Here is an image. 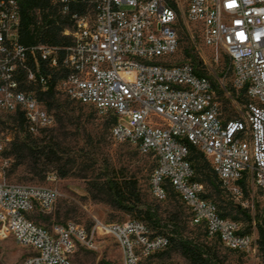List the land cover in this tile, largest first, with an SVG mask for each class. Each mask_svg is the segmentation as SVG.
I'll use <instances>...</instances> for the list:
<instances>
[{
    "label": "built area",
    "instance_id": "built-area-1",
    "mask_svg": "<svg viewBox=\"0 0 264 264\" xmlns=\"http://www.w3.org/2000/svg\"><path fill=\"white\" fill-rule=\"evenodd\" d=\"M71 26L67 46L20 41L22 15L17 0H0V110L21 113L29 133L52 129L57 121L41 95L52 73L71 101L114 118L111 137L152 156L154 198L164 201L172 188L189 209L191 223L229 250L258 256L259 236L238 221L221 217L195 179L190 147L212 163L221 185L240 198L239 183L253 198H264V0H54ZM189 23L198 26L195 35ZM197 49V36L212 57L201 66L167 63L181 46V30ZM229 60L232 79L215 85L206 71ZM203 57V56H202ZM44 68V71H43ZM243 93V94H242ZM245 97V100L243 99ZM261 102V109H254ZM228 105L237 110L228 112ZM10 137L0 134V240L12 237L28 249L23 264H72L80 249H93L98 235L111 236L123 264H171L154 256L170 245L167 234H153L143 221H97L90 229L73 222L50 229L31 219L47 214L59 197L53 187L9 183L4 172ZM259 165V190L248 186Z\"/></svg>",
    "mask_w": 264,
    "mask_h": 264
},
{
    "label": "rangeland",
    "instance_id": "rangeland-1",
    "mask_svg": "<svg viewBox=\"0 0 264 264\" xmlns=\"http://www.w3.org/2000/svg\"><path fill=\"white\" fill-rule=\"evenodd\" d=\"M189 27L195 35L198 34L197 25L189 23ZM181 31L184 36L187 35L185 29ZM196 42L197 49L191 51L189 56L183 52L187 44L181 43L178 52L167 63L190 61L201 66L200 61H203V58L211 59L212 52L202 45L198 36ZM229 65L227 56L223 54L219 64L213 63L206 74L215 85L225 74V82L230 85L232 74ZM57 87L60 88L59 84ZM243 99L245 100V97ZM55 100L60 107L52 110L57 121L52 130L58 136L53 143L59 145L61 153L57 158L61 159H54L52 155L45 154L27 155L20 161L22 164L15 166L16 160L11 158V164L4 172V178L9 183L58 189L59 197L51 211L44 214L42 219H38L39 213H32L31 219H38L36 222L47 229L54 224L68 222L90 229L97 221L122 223L132 219L143 221L152 229L148 221L139 218L135 213L128 214L101 201L105 198L107 181L134 178L141 193L142 208H151L156 218L160 220V225L166 226L162 232L171 234L174 229V221L171 219L177 217L176 221L184 238L204 244L217 253V260H213L211 264H264L263 249H260L258 256L242 254L230 251L217 239L208 238L204 228L191 223L189 209L172 191L166 200H156L150 189V177L155 166L154 158L141 154L129 143L115 141L110 134V117L100 115L93 107L71 101L65 94H56ZM226 108L232 114L237 110L228 104ZM0 134L19 140L24 138V133L14 123L11 114L1 110ZM37 135L39 134L35 136ZM64 165L69 171L61 178V168ZM203 184L205 194H208V198L218 208L232 200L234 204L247 210L253 222L250 223L242 214H237L241 230L259 236V225L264 230V198L259 193L254 198L248 192L247 195L236 198L227 189H221L220 195H217L211 185L207 182ZM226 208V211H229V207ZM232 214L235 215V211ZM28 254V249L17 244L12 237L0 240V264H23ZM154 259L162 263L190 264L179 252H172L169 258ZM72 264H123L122 251L114 238L98 235L96 246L91 250L80 248L75 253Z\"/></svg>",
    "mask_w": 264,
    "mask_h": 264
},
{
    "label": "trees",
    "instance_id": "trees-1",
    "mask_svg": "<svg viewBox=\"0 0 264 264\" xmlns=\"http://www.w3.org/2000/svg\"><path fill=\"white\" fill-rule=\"evenodd\" d=\"M17 1L20 4L22 15L20 34V41L22 44L26 46L37 44L67 46L70 43V38L64 36L63 32L66 27L71 26V23L59 14L57 7L53 4L54 0ZM183 36L184 33L181 34V43L184 42L187 44V46L184 47L183 52L185 55L189 56L191 51H195V48L188 39V36L185 35V38H183ZM64 76L65 74L53 72L49 90L47 93L40 96L50 111L60 107V104H57L55 100V95L64 94L60 88L57 87L59 83L58 81ZM11 116L14 119V123L24 133L23 140L12 137L9 146L5 151V156L16 160L15 166L22 164L20 161L27 155L36 156L38 154H45L52 155L54 159H61L57 158V155L61 153L59 145L53 143V140L58 137L54 134V131L52 130L53 128L43 131L37 135L40 136V138H38L28 132L25 118L21 113ZM109 120L112 125L114 118L110 117ZM50 132H52V134H50ZM190 161L194 168L195 179L197 181L201 183L207 182L212 186L217 195H220L221 189H227L223 187L218 180L212 163L198 148L194 146L190 147ZM61 169L60 177L62 178L67 175L69 169L66 165ZM105 186L107 188V190L104 189L105 198H102L101 201L128 214L135 213L139 218L148 221L152 226L151 230L153 234H166L162 232L163 227L166 226L160 225V220L156 218L151 208H142L141 193L137 181L134 178L111 179L105 183ZM170 191L178 197L172 188L168 189V194ZM242 191L243 195H247L245 186L242 188ZM205 197L208 198V194H205ZM226 207H229V211H226ZM218 210L221 217L232 218L231 216H233L232 220L237 221L236 215L242 214L250 223L253 222V218L248 211L240 208L238 204H234L232 200L225 204V206L218 208ZM233 211H235V215L232 214ZM43 215L44 214L39 213L38 219H42ZM38 219L33 220L36 221ZM171 220L174 221V229L171 234H167L170 238V245L165 251L156 254L154 258H169L172 252H179L190 264H211L213 260H217V253L212 251L211 248L204 244L195 243L188 238H184L180 232L181 227L176 221L177 217L172 218ZM259 243L260 249L264 250V230L260 225ZM230 251L237 252L233 250Z\"/></svg>",
    "mask_w": 264,
    "mask_h": 264
},
{
    "label": "bare ground",
    "instance_id": "bare-ground-1",
    "mask_svg": "<svg viewBox=\"0 0 264 264\" xmlns=\"http://www.w3.org/2000/svg\"><path fill=\"white\" fill-rule=\"evenodd\" d=\"M254 109H261V102H254ZM259 165H252V174L250 176V179H248V186H250V189L252 190H259ZM245 186L247 190V184L246 183H239V190L242 191V188ZM223 187L227 188L228 191L231 193V188L227 185H223ZM248 194L253 196V191H247ZM238 236H245V232H243L241 229H238Z\"/></svg>",
    "mask_w": 264,
    "mask_h": 264
}]
</instances>
